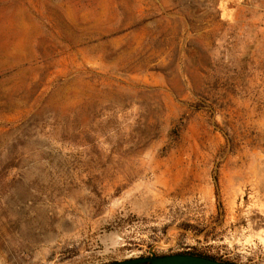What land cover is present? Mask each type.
<instances>
[{
  "label": "rangeland",
  "instance_id": "374dc122",
  "mask_svg": "<svg viewBox=\"0 0 264 264\" xmlns=\"http://www.w3.org/2000/svg\"><path fill=\"white\" fill-rule=\"evenodd\" d=\"M264 264V0H0V264Z\"/></svg>",
  "mask_w": 264,
  "mask_h": 264
},
{
  "label": "water",
  "instance_id": "95a60500",
  "mask_svg": "<svg viewBox=\"0 0 264 264\" xmlns=\"http://www.w3.org/2000/svg\"><path fill=\"white\" fill-rule=\"evenodd\" d=\"M106 264H229L218 262L217 260L203 258L191 254H171L159 256L150 254L148 257H136L125 261H115Z\"/></svg>",
  "mask_w": 264,
  "mask_h": 264
},
{
  "label": "trees",
  "instance_id": "16d2710c",
  "mask_svg": "<svg viewBox=\"0 0 264 264\" xmlns=\"http://www.w3.org/2000/svg\"><path fill=\"white\" fill-rule=\"evenodd\" d=\"M191 255H195V256H199V257H203V258H208V259H213V260H217L218 261V259H214V258H212V257H208V256H202V255H196V254H191ZM218 262H221V261H218ZM222 263H227V262H222Z\"/></svg>",
  "mask_w": 264,
  "mask_h": 264
}]
</instances>
